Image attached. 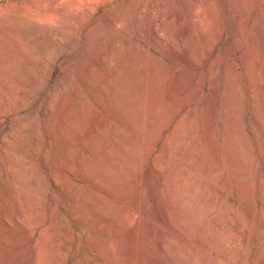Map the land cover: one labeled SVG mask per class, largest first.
I'll return each mask as SVG.
<instances>
[{"label":"rangeland","instance_id":"374dc122","mask_svg":"<svg viewBox=\"0 0 264 264\" xmlns=\"http://www.w3.org/2000/svg\"><path fill=\"white\" fill-rule=\"evenodd\" d=\"M0 264H264V0H0Z\"/></svg>","mask_w":264,"mask_h":264},{"label":"bare ground","instance_id":"6f19581e","mask_svg":"<svg viewBox=\"0 0 264 264\" xmlns=\"http://www.w3.org/2000/svg\"><path fill=\"white\" fill-rule=\"evenodd\" d=\"M184 32H185V31H184ZM184 32H183V35H185V34L187 35L188 30H187V33L184 34ZM40 49H41V48H40ZM177 70H178V69H177ZM171 85H172V84H171ZM148 86H149V85H148ZM149 88H150V87H149ZM149 91H150V90H149ZM168 92H169V90H168ZM149 94H150V93L148 92V95H149ZM149 96H150V95H149ZM167 96H168V94H167ZM145 97H146V95H145ZM153 98H154V97H153ZM151 104H152V103H151ZM151 104H150L149 106H152ZM173 113H174V112H173ZM123 115H124V114H123ZM179 125H180V124H179ZM137 137H138V136H137ZM170 137H171V136H170ZM172 137H173V136H172ZM213 137H214V136H213ZM211 138H212V137H211ZM213 139H214V138H213ZM170 141H171V140H170ZM170 141H169V142H170ZM168 144H169V143H168ZM166 150H167V149H166ZM156 159H157V158H156ZM167 161H168V160H167ZM167 161H166V162H167ZM115 165H116V163H115ZM153 166H154V165H153ZM165 166H166V165H165ZM91 175H92V174H91ZM162 175H163V174H162ZM176 179H177V178H176ZM180 179H181V178H180ZM113 181H114V180H113ZM162 183H163V182H162ZM164 183H165V182H164ZM165 185H166V184H165ZM62 186H63V185H62ZM63 187H64V186H63ZM63 187H62V188H63ZM63 189H65V188H63ZM153 189H154V188H153ZM168 197H169V196H168ZM169 198H170V197H169ZM169 198H168V199H169ZM167 201H168V200H167ZM169 201H170V200H169ZM180 201H181V199H180ZM208 202H209V201H208ZM210 202H211V201H210ZM169 203H170V202H169ZM209 204H210V203H209ZM183 206H185V205H183ZM184 208H185V207H184ZM166 210H167V209H166ZM181 210H182V209H181ZM96 211H97V210H96ZM125 211H126V209H125ZM129 211H130V210H129ZM177 211H178V210H177ZM205 211H206V210H205ZM182 212H183V211H182ZM190 213H191V212H190ZM193 213H194V212H193ZM193 213H192V214H193ZM182 214H183V213H182ZM186 214H187V212H186ZM192 214H191V215H192ZM196 214H197V213H196ZM177 215H179V214H177ZM132 216H133V215H132ZM89 217H90V216H89ZM164 217H165V216H164ZM192 219H193V218H192ZM34 221H35V220H34ZM38 223H41V222L39 221ZM118 223H119V222H118ZM37 225H38V224H37ZM190 226H191V225H190ZM209 226H210V225H209ZM219 227H220V226H219ZM220 228H221V227H220ZM131 229H132V228H131ZM210 229H211V228H210ZM214 230H215V228H214ZM216 230H217V229H216ZM132 231H133V230H132ZM209 231H210V230H209ZM39 232H40V231H39ZM165 232H166V231H165ZM40 233H41V232H40ZM40 233H39V236L41 235ZM213 233H214V232H213ZM65 236H66V235H65ZM41 237H42V236H41ZM211 237H212V235H211ZM53 241H54V240H53ZM41 243H42V238H41ZM216 243H217V242H216ZM203 244H204V242H203ZM41 245H42V244H41ZM161 245H162V244H161V242H160L159 246H161ZM52 246H53V245H52ZM162 246H163V245H162ZM162 246H161V247H162ZM160 249H162V248H159V250H160ZM36 250H37V249H36ZM50 251H51V250H50ZM51 253H52V252H51ZM51 253H50V255H51ZM50 255H49V257H50ZM191 258H192V257H191ZM47 259H48V256H47ZM47 259H46V260H47ZM197 260H198V259H197ZM219 261H220V260H219ZM51 262H52V261H51ZM39 263H40V262H39ZM261 263H262V262H261Z\"/></svg>","mask_w":264,"mask_h":264}]
</instances>
